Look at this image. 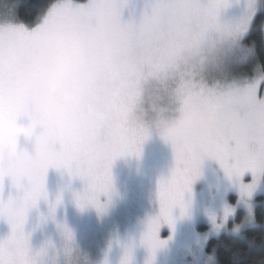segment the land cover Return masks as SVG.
<instances>
[{
	"label": "snow or ice",
	"instance_id": "6c2138e0",
	"mask_svg": "<svg viewBox=\"0 0 264 264\" xmlns=\"http://www.w3.org/2000/svg\"><path fill=\"white\" fill-rule=\"evenodd\" d=\"M127 2L52 0L32 27L18 23L15 6L0 12V55L12 57L9 70H0V121L26 117L33 129L29 138L34 137V152L0 169V188L7 177L23 190L19 201L0 200V218L11 226V233L0 239V264H37L36 257L45 254L44 248L32 253L24 224L28 210L42 197L47 199L45 176L50 167L84 182L83 190L74 193L79 207L106 210L100 198L111 199L113 162L139 157L148 136L137 109L146 79L163 81L178 94L192 88L215 92L223 103L220 138L214 137L199 158L177 156L170 175L158 181L159 213L148 219L140 238L150 253L147 264L165 243L159 232L163 224L174 223L173 209L185 214L184 193L191 191L205 158L218 161L228 178L235 179L242 199L251 195L264 173V62L257 60L256 41H249L259 20L264 43V0H149L150 12L138 22L122 20ZM229 10L231 14L221 19ZM58 63L67 84L83 80L85 88L75 109L57 97L58 116L43 118L45 79ZM249 64L250 73L236 71ZM189 66L198 83L184 79ZM113 113L124 122L119 131L108 123ZM54 119L65 126L59 140L48 134ZM159 135L175 144L187 133L163 124ZM89 153L95 156L93 162L86 159ZM249 171L253 181L245 184L243 176ZM230 212L225 210V218ZM58 227L72 238L66 226ZM130 257L131 245L125 248L122 264Z\"/></svg>",
	"mask_w": 264,
	"mask_h": 264
},
{
	"label": "trees",
	"instance_id": "16d2710c",
	"mask_svg": "<svg viewBox=\"0 0 264 264\" xmlns=\"http://www.w3.org/2000/svg\"><path fill=\"white\" fill-rule=\"evenodd\" d=\"M12 1L15 5L16 18L27 23L29 27L39 22L37 19L43 16L47 6L52 3V0ZM148 2L149 0H128L122 11V20L138 22L143 13L150 12ZM259 22L257 20V27L253 29L249 41H256L257 60L264 62V43L260 40ZM20 120L28 122L26 117ZM150 138L154 141L153 144L140 151L139 157L124 156L113 162L111 199L109 200L107 196L100 198L101 202L107 203L103 213H98L91 205L79 207L74 193L83 190L84 182L79 178L70 177L62 169L50 167L45 176L47 199L43 197L39 199L36 206L28 210L25 219L24 233L28 236L32 253L46 248L45 253L52 260L50 264H66L68 257L63 263L59 262L61 254L65 255V238L62 228L58 227L63 225L72 233L74 241L72 256L77 257L82 263L88 260L95 263L98 260L96 264H122L125 248L129 245L131 255H140L146 249L140 243L141 234L148 219L159 213L158 181L161 177H168L174 166L170 143L165 142L159 134H151ZM21 143L29 153L34 152V137L26 140L22 137ZM200 175L198 184L212 186L202 172ZM2 186L8 197L13 200L19 201L23 195V190L17 189L7 177L4 178ZM57 197L60 198L59 203ZM189 197L192 196L185 192V204L191 207L189 204L193 203V199ZM261 197L264 201V195ZM208 204L213 208L218 206L213 200H208ZM186 208L185 213L188 212V207ZM177 212L187 220V214L183 217L179 208H174L172 213L177 217ZM254 217L257 224L245 228L242 234L233 235L221 231L206 241L203 252L212 255V260L208 264H264V210L261 205L255 206ZM105 221L109 223L104 225ZM108 225L111 226L108 228ZM165 236L168 238L167 231L159 237L165 241ZM48 256L43 255L40 260ZM128 263L136 262L133 260Z\"/></svg>",
	"mask_w": 264,
	"mask_h": 264
},
{
	"label": "clouds",
	"instance_id": "9594fccd",
	"mask_svg": "<svg viewBox=\"0 0 264 264\" xmlns=\"http://www.w3.org/2000/svg\"><path fill=\"white\" fill-rule=\"evenodd\" d=\"M14 6H5L4 11ZM18 23L23 24V21H18ZM11 65L12 57L9 54L0 55V70L8 71ZM184 79L188 83L193 81L198 83V77L191 66L187 69ZM44 87L45 101L41 106L40 115L43 118H55L58 116L56 98L59 97L70 109H75L80 104L85 82L81 80L67 84L64 67L58 63L46 77ZM137 109L139 120L147 130V139L153 131L159 134V128L163 124H172L187 133L175 144L170 143L173 165H175L177 156L189 160L201 157L212 139L214 137L218 139L221 135L218 117L222 113L223 103L215 92L192 88L187 93L178 94L177 89L170 87L167 83L149 78L140 87ZM169 112H174V115L169 117ZM108 123L112 129L117 131L124 127L122 117L117 113L109 116ZM64 127L61 121L54 119V123L48 129V134L59 140L64 134ZM32 134L33 129L28 122L24 123L18 119L0 121V169L11 167L19 157L28 154V150L21 143V138L26 140ZM86 159L88 162H93L95 156L89 153ZM64 238L67 264H78L72 256L73 237L68 239L64 235ZM44 250L46 252V248ZM42 256L36 257L37 264H41Z\"/></svg>",
	"mask_w": 264,
	"mask_h": 264
},
{
	"label": "rangeland",
	"instance_id": "374dc122",
	"mask_svg": "<svg viewBox=\"0 0 264 264\" xmlns=\"http://www.w3.org/2000/svg\"><path fill=\"white\" fill-rule=\"evenodd\" d=\"M9 5H14V2L12 0H0V12H3L5 6ZM230 14L231 10L227 14L222 12L221 19L226 18V15ZM251 69L252 65L249 64L236 69V71L250 73ZM151 134L156 135L158 133L153 131ZM153 142L151 138L146 139L141 145L140 151H144L146 147L149 148ZM150 167L153 168V165ZM150 167L147 168L150 169ZM200 172L209 179L212 186H209V184H198L197 180L201 175L194 180L189 192V195L192 196L189 198L193 199V203L189 204L191 207L187 206L188 212L185 213L187 214V220H184L177 212V217L172 213L173 217L175 216L172 225L166 223L162 225L159 236L167 231L168 238L165 236V243L158 248L161 249L159 252L156 251L158 254L156 253L152 258V264H208L212 260V255L203 252V250H205V243L210 237L217 235L221 231L227 234L239 235L242 234L245 228L257 224L254 217L255 206L261 205L264 210V201L261 197L264 195V173L259 175L251 195L242 199L239 185L235 179L230 180L215 159L205 158ZM252 181L253 175L251 171L246 172L243 176V183L249 184ZM8 199L9 197L2 186L0 188V200L7 201ZM208 200L215 201L218 204L217 208L210 206ZM226 209H231V212L225 218ZM104 223L106 225L109 222L105 221ZM110 226L108 225V228ZM10 233L11 226L5 219L0 218V239L6 238ZM46 254L44 256H48ZM45 258L47 262H41V264H50L52 262L50 256ZM45 258L43 257L41 261H46ZM149 258L150 253L146 248L140 255H131L129 262L135 260L136 263L128 264H147ZM65 259L67 257L61 254L59 262L63 263ZM74 259L80 264H96L98 262V260L95 263L88 260L82 263L77 257Z\"/></svg>",
	"mask_w": 264,
	"mask_h": 264
}]
</instances>
